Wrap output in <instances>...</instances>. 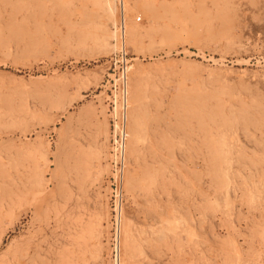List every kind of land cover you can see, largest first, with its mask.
Returning a JSON list of instances; mask_svg holds the SVG:
<instances>
[{
    "label": "rangeland",
    "instance_id": "1",
    "mask_svg": "<svg viewBox=\"0 0 264 264\" xmlns=\"http://www.w3.org/2000/svg\"><path fill=\"white\" fill-rule=\"evenodd\" d=\"M238 260L264 264V0H0V264Z\"/></svg>",
    "mask_w": 264,
    "mask_h": 264
},
{
    "label": "built area",
    "instance_id": "2",
    "mask_svg": "<svg viewBox=\"0 0 264 264\" xmlns=\"http://www.w3.org/2000/svg\"><path fill=\"white\" fill-rule=\"evenodd\" d=\"M112 63H121L116 71L111 74L112 83L109 99H107L109 115V163L111 172L107 179L114 186V200L118 197L119 179H123L126 164V139H127V112L123 107V99L127 83V63L117 55L111 57ZM114 223H116V211L114 207Z\"/></svg>",
    "mask_w": 264,
    "mask_h": 264
},
{
    "label": "bare ground",
    "instance_id": "3",
    "mask_svg": "<svg viewBox=\"0 0 264 264\" xmlns=\"http://www.w3.org/2000/svg\"><path fill=\"white\" fill-rule=\"evenodd\" d=\"M126 90L127 92L125 91V94H124V99H123V108L126 109V112H127V109H128V106H127V103H128V100H127V97H128V88H127V83H126ZM238 264H241V261L238 260Z\"/></svg>",
    "mask_w": 264,
    "mask_h": 264
}]
</instances>
